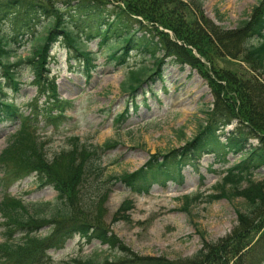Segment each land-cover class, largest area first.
<instances>
[{"label":"trees","instance_id":"trees-1","mask_svg":"<svg viewBox=\"0 0 264 264\" xmlns=\"http://www.w3.org/2000/svg\"><path fill=\"white\" fill-rule=\"evenodd\" d=\"M192 4L195 11L185 0H0V21L12 23L10 37L0 36V124L20 120L12 142L0 154V264H52L50 250H63L76 236L88 243L98 241L116 255L77 257L68 264H178L165 257L142 256L117 236L111 225L131 219L134 205L124 201L108 224L113 186L122 182L134 194L147 195L154 186L182 182L187 162L213 154L215 162L225 165L230 153H240L241 159L223 172L221 192L206 199L208 203L242 199L236 208L237 225L218 242L202 237L203 248L195 258L180 264L264 263V179H255L261 172L264 176V0L235 30L216 25L204 14L195 16L203 7L200 0ZM79 24L86 28V40L101 39L100 45L110 50L108 60L119 66H126L133 55L152 60V66L130 72L123 85L130 93L161 77L167 59L196 70L214 98L206 124H200L193 138L182 133L185 146L153 154L141 169L120 178L109 177L103 165V156L115 142L95 145L73 136L61 153L49 157L39 137L40 124L59 129L72 108V102L58 98L57 87L49 80L51 49L64 42L83 59L88 77L95 68V58L78 41ZM28 42L32 50L22 57L19 48ZM219 58L245 66L222 67ZM27 66L34 70L38 88L28 115L16 101L4 98L5 87L12 85L19 92V71ZM42 97L45 103L39 106ZM125 116L117 121L124 122ZM26 178L39 188H53L56 199L25 203L12 196L9 188ZM202 197L185 196V210ZM44 228L48 229L42 236Z\"/></svg>","mask_w":264,"mask_h":264},{"label":"rangeland","instance_id":"rangeland-1","mask_svg":"<svg viewBox=\"0 0 264 264\" xmlns=\"http://www.w3.org/2000/svg\"><path fill=\"white\" fill-rule=\"evenodd\" d=\"M196 10L192 0H185ZM261 0H200L204 17L229 30L249 21L253 8ZM9 19L0 21V36L9 38L12 30ZM84 26L79 24L77 32L85 37ZM99 40L91 41L84 47L97 59V67L88 78L81 60L71 59L62 45H55L46 66L51 70L49 80L57 87V96L64 101H73L74 109L68 111L67 120L58 128L41 124L39 137L44 142L46 154L53 157L68 146L72 136H78L84 143L101 145L107 141L117 142L114 148L103 157L109 177L132 173L149 160L155 153L167 154L185 146L182 133L193 138L200 124L206 123V113L212 107L214 98L207 82L193 69L185 70L167 59L161 78L145 83L134 95L122 90L131 69H140L147 62L135 56L129 65L116 66L108 62L107 47H99ZM101 48V49H100ZM25 57L32 50L29 44L19 48ZM225 58V57H224ZM222 67L235 68L239 60L219 58ZM151 65V62H148ZM31 67L19 71L21 86L16 93L14 88H5V98L16 100L26 115L30 105L36 103V78ZM2 71L0 70V76ZM43 77H46L44 74ZM45 98L38 101L42 106ZM138 105V109L135 108ZM125 111L127 120L117 123L116 117ZM41 120V117H38ZM18 124L0 125V153L12 142ZM256 144V141H253ZM241 154H229V164L215 162L213 154H203L196 161L191 160L183 168L182 182L169 183L166 188L154 186L148 195H136L122 183H117L107 205V223L112 224L114 214L126 200H133L134 208L129 212L131 219L111 225L112 230L134 252L143 256L166 257L178 264L193 259L203 248L204 236L207 242H215L228 236L237 224L236 208L243 204L242 199L222 198L208 203L206 196L219 194L218 185L223 172L240 160ZM264 179L263 174L255 177ZM13 196L26 203L32 201H53L57 194L51 187L39 189L33 179L23 180L10 189ZM200 193L203 195L185 210L182 197ZM3 193L0 192V200ZM2 219L0 218V223ZM2 229L0 228V232ZM46 230L42 231L45 235ZM256 239L252 243H255ZM251 245V246H252ZM250 246V247H251ZM250 247L246 250L248 251ZM52 264H68L77 257L99 255L101 258L114 257L116 252L99 242L88 243L76 236L61 251L49 252Z\"/></svg>","mask_w":264,"mask_h":264}]
</instances>
